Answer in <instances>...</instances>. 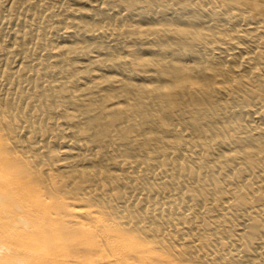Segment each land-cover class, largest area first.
Here are the masks:
<instances>
[{
    "label": "bare ground",
    "instance_id": "bare-ground-1",
    "mask_svg": "<svg viewBox=\"0 0 264 264\" xmlns=\"http://www.w3.org/2000/svg\"><path fill=\"white\" fill-rule=\"evenodd\" d=\"M0 264H264V0H0Z\"/></svg>",
    "mask_w": 264,
    "mask_h": 264
}]
</instances>
